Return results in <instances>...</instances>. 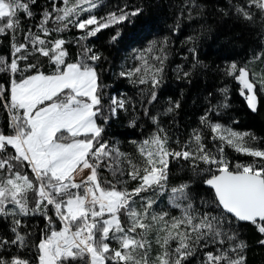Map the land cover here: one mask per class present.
I'll use <instances>...</instances> for the list:
<instances>
[{
	"label": "snow or ice",
	"instance_id": "obj_1",
	"mask_svg": "<svg viewBox=\"0 0 264 264\" xmlns=\"http://www.w3.org/2000/svg\"><path fill=\"white\" fill-rule=\"evenodd\" d=\"M36 2L0 0V36L11 34L10 56L0 57V74L7 76L0 82V109L4 112L0 124V221L8 224V232L0 234V264H192L194 259L199 264H246L248 244L240 238L237 223L254 226L262 237L257 243L264 246V147L255 143L258 138L212 123L205 115L201 124L210 128L212 140L221 142L219 154L208 149L196 130L185 143L177 141V150L170 146L164 129L158 128L142 142L133 141L141 157L136 162L103 139L102 125L118 116L127 101L113 96L105 111L95 66L100 56L81 44L75 62H68L67 41L45 37L71 25L84 33L77 38L80 43L101 29L140 15L142 9L126 10L125 6L119 14L98 17L94 10L101 6L99 0H50L51 10H42L36 31L28 28L24 42L17 43L21 18L33 19ZM233 8L246 21H264V0H242ZM85 13L86 18H81ZM166 44L165 40L157 49L153 41L146 49L151 62L141 53L137 57L141 66L120 72L121 76H136L134 83L150 84L148 104L157 100ZM37 53L48 58L50 72L33 63L22 65ZM226 74L241 85V95L256 111L257 89L264 91V71L257 78L246 65L233 62ZM183 76L189 73L183 72ZM179 107L177 102L165 111L171 113ZM143 114L149 116L147 108ZM150 118L157 123V117ZM224 144L252 161L233 165L223 155ZM174 159L187 162L193 174L201 177L211 190L210 199L200 198L197 203L190 182L169 188ZM85 170L87 174L81 176ZM101 170L110 172L112 178L102 179ZM77 176H81L79 181ZM129 180L136 186L118 187ZM165 192L169 208L179 214L154 210L158 205L154 197ZM25 217L45 221L33 242L36 254L32 259L11 250L28 247Z\"/></svg>",
	"mask_w": 264,
	"mask_h": 264
},
{
	"label": "trees",
	"instance_id": "obj_2",
	"mask_svg": "<svg viewBox=\"0 0 264 264\" xmlns=\"http://www.w3.org/2000/svg\"><path fill=\"white\" fill-rule=\"evenodd\" d=\"M100 7L94 10L98 17L106 16L109 12L119 14L121 8L131 10L140 8V15L130 18L106 29H101L95 36L77 43V38L84 33L69 26L61 33H52L46 40L63 38L67 41V61L75 62L81 53V44L91 47L100 56L95 62L100 83L102 98L107 111L110 98L127 101L126 108L119 110L118 116L109 119L103 124L105 131L103 139L119 147L122 152L130 154L136 162L141 160L136 150V143L150 137L158 128H163L168 134L170 146L178 150V144H183L193 135L194 130L204 137L210 151L219 154V140H212L209 127L201 124V117L207 115L212 123H220L226 128L237 132H249L258 139V146L264 147V92L257 94V109L252 111L241 95V85L226 74L228 66L235 62L238 66L249 65L256 56H261L258 68L264 71V21L256 18L246 21L240 17L233 5L242 0H99ZM57 6H61L58 2ZM51 10L50 0H37L33 7L34 17L31 20L21 18V28L16 34L17 43H23L24 31L32 28L39 22L40 14L44 9ZM255 12L256 10L253 9ZM83 14L81 18H86ZM119 36L116 40L112 37ZM167 41L165 52L167 59L164 62L162 83L157 91V100L152 104L147 101L150 84L134 83L136 76H121V71H129L139 67L142 61L137 57L144 53L151 62V54L146 49L156 42L157 49L163 41ZM11 34L0 36V57H9L11 53ZM194 49L195 51H191ZM31 50V45H29ZM159 54V52H155ZM36 64L38 69L50 72L52 65L47 57L32 54L27 61ZM183 72L189 76L184 77ZM7 79L0 74V82ZM180 107L173 112L165 110L175 103ZM147 108L149 116H145ZM211 108V111L209 109ZM151 116L157 117L153 123ZM4 122V112L0 109V124ZM134 122V123H133ZM224 157L235 163H250L251 157L236 153L233 148L224 144ZM201 167H205L201 165ZM102 179H111V173L101 170ZM190 178V180H189ZM182 182L192 184L191 192L197 203L200 198L210 199L211 190L203 185L201 177L195 176L188 163L183 160H172L169 169V188ZM136 186L135 181L129 180L126 185L129 189ZM147 195H151L148 193ZM158 201L155 211L169 210L168 193L157 194ZM28 224L25 231L29 232L28 247L17 250L20 254L32 259L36 250L33 242L38 240L39 233L45 228V221L41 217L23 218ZM240 238L248 244L246 250V264H264V246L257 243L262 237L251 224L237 223ZM8 232L7 221H0V234ZM10 235V233H9ZM115 246V245H113ZM157 246L153 241V254ZM192 264H199L194 259Z\"/></svg>",
	"mask_w": 264,
	"mask_h": 264
},
{
	"label": "rangeland",
	"instance_id": "obj_3",
	"mask_svg": "<svg viewBox=\"0 0 264 264\" xmlns=\"http://www.w3.org/2000/svg\"><path fill=\"white\" fill-rule=\"evenodd\" d=\"M256 60V59H255ZM255 60H253V61H251L250 63H249V65H246L251 71H253V72H256L257 73V78H258V74L260 73V72H262L263 70V68H258V61H255ZM260 60V59H259ZM263 92L264 91H260L259 89H257V94L258 93H261V94H263ZM87 174V170H85V172L84 173H82L81 174V176L82 175H86ZM81 176H77V180L79 181V179L81 178Z\"/></svg>",
	"mask_w": 264,
	"mask_h": 264
},
{
	"label": "water",
	"instance_id": "obj_4",
	"mask_svg": "<svg viewBox=\"0 0 264 264\" xmlns=\"http://www.w3.org/2000/svg\"><path fill=\"white\" fill-rule=\"evenodd\" d=\"M239 223H242V224H248V223H246V222H239Z\"/></svg>",
	"mask_w": 264,
	"mask_h": 264
}]
</instances>
